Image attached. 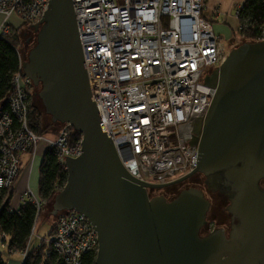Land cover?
Here are the masks:
<instances>
[{"label":"water","instance_id":"1","mask_svg":"<svg viewBox=\"0 0 264 264\" xmlns=\"http://www.w3.org/2000/svg\"><path fill=\"white\" fill-rule=\"evenodd\" d=\"M36 42L21 62L39 86L52 121L81 133L82 152L67 156L66 179L52 197V213L76 209L97 231L94 264H264V38L233 45L205 76L215 92L204 117L196 165L161 183L130 174L106 135L90 97L72 0H49L32 24ZM196 172L230 199L238 219L226 237L199 235L209 199L196 186L167 199L149 195Z\"/></svg>","mask_w":264,"mask_h":264},{"label":"built area","instance_id":"2","mask_svg":"<svg viewBox=\"0 0 264 264\" xmlns=\"http://www.w3.org/2000/svg\"><path fill=\"white\" fill-rule=\"evenodd\" d=\"M206 0H72L82 47L90 97L104 131L124 167L150 183L180 177L196 165L198 139L215 92L205 82L227 51L211 21L203 15ZM49 0H0V34L19 22L38 21ZM242 3L236 5V15ZM240 26V25H239ZM264 38V36L262 37ZM10 79L5 106L0 105V197L19 178L23 154L30 162L50 149L66 169L65 158L82 152L81 133L70 141L71 124L60 122L52 136L28 125V108L36 85L22 69ZM73 128V127H72ZM157 188L147 187L155 195ZM30 201L36 216L44 198L28 184L10 210ZM30 239L20 251L21 263L30 249L44 246L65 264H83L98 248L97 231L88 217L72 208L59 211L48 238ZM4 246L6 234L0 233ZM9 250H12L7 244Z\"/></svg>","mask_w":264,"mask_h":264},{"label":"trees","instance_id":"3","mask_svg":"<svg viewBox=\"0 0 264 264\" xmlns=\"http://www.w3.org/2000/svg\"><path fill=\"white\" fill-rule=\"evenodd\" d=\"M238 19L240 22L238 31L244 38H262L264 36V0H244L239 8ZM18 44V26L11 24L8 32L0 34L1 106L7 104L11 90V75L18 69ZM28 125L37 132H48L43 127L42 114L32 100L28 108ZM79 135L80 132L71 127L70 141L78 138ZM65 179L66 169L58 162L52 150L48 149L40 164V196L51 199L55 192L60 189L59 187L64 184ZM12 190L13 187L9 188L0 197V233L6 234L8 245L12 250L21 251L30 239L36 208L32 202L25 201L19 205L18 209L10 210ZM52 227L53 223L51 224ZM48 250L49 253L44 256V246L30 249L21 264H39L41 260H46L45 264H65L49 247ZM95 254V252L88 253L83 264H94ZM0 264H7L2 250H0Z\"/></svg>","mask_w":264,"mask_h":264},{"label":"rangeland","instance_id":"4","mask_svg":"<svg viewBox=\"0 0 264 264\" xmlns=\"http://www.w3.org/2000/svg\"><path fill=\"white\" fill-rule=\"evenodd\" d=\"M235 10L236 8H233V10L230 13V16L234 17L235 16ZM222 17L219 18V20H221ZM19 19L17 17H15L14 15L10 16V22L11 24H13L14 26H18V36H19V44H18V51L21 55L22 58H26L29 49L33 46V44L36 42V33L34 34L33 40H31L30 42L26 41V38L32 34V28L31 22H19ZM246 38L244 37H238L237 40L235 41V43H239L243 40H245ZM223 43L224 46L228 47V44H230L227 40H223L221 41ZM229 50H227L228 52ZM208 71L211 70V68L207 69ZM38 89L39 86H36V88L33 91L32 94V102L33 104H35L38 109L40 110L41 114H42V124L44 129H46V132L48 135L52 136L54 134V132H56L59 128H60V123H58L57 121H52L51 120V116L50 114L45 112L44 106L42 104V101L40 99V97L38 96ZM43 156L42 155H36L34 157L33 162H30V155L29 153H24L23 154V167H22V172L19 176V178L22 176L23 173H27L28 175V185L30 186V188L33 190L34 193H36L37 195H40V164L42 161ZM197 180V183H195L194 180ZM178 188H183L185 186H196L199 187L204 195L209 199L210 201V207L206 213V217L207 218H215L213 220V225L215 226H226L227 225V221L226 219H224L225 217V209L223 208V205H219L218 204V198L219 195L217 193H213L211 192L205 185L204 181H203V174L201 172H196L194 173L192 176H190L189 178L185 179L183 182L179 183V185L177 184ZM61 187V186H60ZM59 187V188H60ZM160 190H162L161 192H171V186L168 185L166 187L163 188H159ZM14 189L12 190V200L13 202L17 201L18 199V193H13ZM51 202H52V198L48 199V198H44V204L42 205V207L40 208V212L39 214L36 216L35 218V228H34V232L32 233V241H36V243L40 242V240L42 239V237L48 238V231L51 227V224L53 223V221L55 220L56 215L58 214V212L56 214L52 213V206H51ZM8 237H6V241H5V245L3 246L1 243V235H0V250H2L4 252L5 256H8L9 253L7 250V242ZM15 254V253H14ZM14 254L12 255L14 257ZM21 258L20 255L17 254V258ZM46 260H41L39 262V264H45Z\"/></svg>","mask_w":264,"mask_h":264},{"label":"crops","instance_id":"5","mask_svg":"<svg viewBox=\"0 0 264 264\" xmlns=\"http://www.w3.org/2000/svg\"><path fill=\"white\" fill-rule=\"evenodd\" d=\"M243 1L244 0H206L205 6L203 8V15L211 21L213 30L220 36L221 41L225 39L229 43H232V45H235V41L237 40V38L243 37L238 31L240 22L238 16L236 15V12L234 17L230 16L233 8H236V5L243 3ZM220 17H222L221 20H219ZM1 19L2 14L0 13V21ZM26 184H28V175L25 172L15 182L13 193L19 194V192L24 188ZM7 250L11 254L5 256L6 263L21 264V258H17V254L21 256L20 251L9 250L8 248ZM13 254L14 257L12 256Z\"/></svg>","mask_w":264,"mask_h":264},{"label":"flooded vegetation","instance_id":"6","mask_svg":"<svg viewBox=\"0 0 264 264\" xmlns=\"http://www.w3.org/2000/svg\"><path fill=\"white\" fill-rule=\"evenodd\" d=\"M31 28H32V34H30L26 38V41L27 42H30L31 40H33L34 34L36 33V29L33 27V25H31ZM232 46H233L232 43L228 44V47L225 46L226 51L229 50ZM213 71H214V68H212L209 71L208 74H211ZM202 174H203V181H204L206 187L211 192H213V193L215 192V193H217L219 195L218 204L221 205V206L223 205V208L225 209V212L226 213H225V216H224L225 218L224 219H226L227 225L226 226L225 225L224 226H215V225H213V220L215 218H213V217L212 218H207L205 216L204 222L200 226L199 231H198L199 232V235L200 236H207L208 234H210L214 230H217V229H220L221 228L223 230L224 235L226 237H229V235L231 234V231H232V228H233L234 224H237V222H238V219L228 209V206L230 205V202H231L230 199H229V196L227 194H225L224 192L218 190V189L217 190H213V189L209 188L207 186L206 182H205L206 175L204 173H202ZM183 181H181V182H183ZM194 181H195V183H197V180L196 179ZM181 182H177V183L171 184L170 186H171V189L172 190L169 193H167V192H161L162 190L157 189V190L154 191L155 192L154 194H163L167 199H171L181 189V188H178V186H177V184L179 185V183H181ZM260 184H261L262 187H264V181L263 180L260 181ZM185 187H187V186H185ZM209 207H210V201H209ZM209 207H208V209H209ZM208 209H207V211H208Z\"/></svg>","mask_w":264,"mask_h":264}]
</instances>
